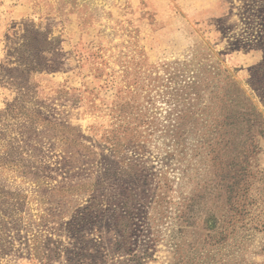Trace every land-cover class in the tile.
Returning <instances> with one entry per match:
<instances>
[{
  "label": "rangeland",
  "instance_id": "rangeland-1",
  "mask_svg": "<svg viewBox=\"0 0 264 264\" xmlns=\"http://www.w3.org/2000/svg\"><path fill=\"white\" fill-rule=\"evenodd\" d=\"M0 264H264V0H0Z\"/></svg>",
  "mask_w": 264,
  "mask_h": 264
}]
</instances>
